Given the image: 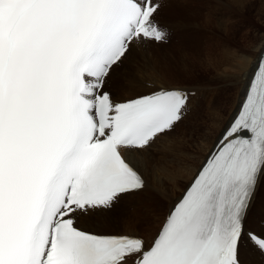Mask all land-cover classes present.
<instances>
[{"label":"snow or ice","instance_id":"6c2138e0","mask_svg":"<svg viewBox=\"0 0 264 264\" xmlns=\"http://www.w3.org/2000/svg\"><path fill=\"white\" fill-rule=\"evenodd\" d=\"M161 7L0 0V264H241L245 242L264 252V236L244 226L264 184V59L238 85L208 150L191 144V163L167 173L187 182L157 205L154 239L80 227L145 189L133 159L162 137L179 139L170 134L195 91L110 85L134 50L168 42Z\"/></svg>","mask_w":264,"mask_h":264},{"label":"rangeland","instance_id":"374dc122","mask_svg":"<svg viewBox=\"0 0 264 264\" xmlns=\"http://www.w3.org/2000/svg\"><path fill=\"white\" fill-rule=\"evenodd\" d=\"M165 2L166 0H163L162 6L165 5ZM229 2L234 7L243 6L244 9L241 12H237L232 6L229 8L223 5L218 9L209 6L206 11L205 0H193V5L187 6L188 8L184 10L190 12L192 9L193 11L190 16H186L188 12L175 14V16H178V20L184 21L185 28L176 29L173 24L179 21L165 15H157L156 20L162 22L163 26H167L166 28L170 31L169 43L149 45L146 49H143L144 52L141 55L133 52L130 59L125 61L124 66L121 69H117L116 74H114V79L110 81L112 88L118 93L135 95L146 91L145 84L152 82L159 85L162 81L166 86L183 89L203 87L206 83L216 85L218 81L222 83V78L228 71L225 64L244 56L243 53H238L239 55H237V53L232 52L234 49L233 42L243 43L245 41L243 38L246 37L248 21L257 20L264 23V0H229ZM262 31L264 32V29ZM248 41L249 39L246 40V46ZM221 57H226L227 62L219 64ZM132 63L133 67H130ZM207 63L210 64L208 65ZM207 68L209 71H206ZM124 71L131 75L133 80L127 79L125 81L127 83H124L121 89H119L116 82ZM157 74H159V79L157 78ZM222 91L223 88L220 87L215 90L219 94ZM234 91L235 89L232 91L230 101L233 98ZM197 98L198 96L195 98L194 95L192 104L190 105L192 110L196 105L195 99ZM217 99L222 101L221 96H218ZM201 102L204 101L202 100ZM202 109H204V103ZM200 116H203V114L198 110L196 116L182 121L181 125L177 128V132L170 134V136H180L182 133L180 130H182L183 126L186 123L194 122ZM162 143V139L156 142L157 146H161ZM153 149L155 147H151V150ZM257 194L256 210L260 213L261 219L258 216L259 213L256 214V210L248 212L249 216L247 215L246 217L245 227L249 230H253L254 223L260 224L261 221L264 222V184L258 187ZM122 202L121 209L118 208L119 210L114 209L110 211L116 219L118 218L116 224L119 219L120 223L115 224L110 230H105L104 233L119 235L125 231V222L139 224L137 222L143 221V218L152 220L154 212H156V215L162 214V212H157V205L165 204L158 195H153V193L147 190L146 192L135 194L130 200L125 199ZM257 216L258 219L256 218ZM139 232L146 234L141 229H139Z\"/></svg>","mask_w":264,"mask_h":264},{"label":"bare ground","instance_id":"6f19581e","mask_svg":"<svg viewBox=\"0 0 264 264\" xmlns=\"http://www.w3.org/2000/svg\"><path fill=\"white\" fill-rule=\"evenodd\" d=\"M205 2H206V6H205L206 11L209 6L218 9L223 5L229 8L230 6H232L233 8H235L237 12H241L244 9L243 6L234 7L233 5L230 4L229 0H205ZM177 3H179L178 4L179 6L177 5ZM189 5H193V0H186V2H176V0H166L165 5L160 8L157 15L160 14L165 15L179 21L173 24L176 29L185 28L186 25H184V21L181 19L178 20V16H175V14L188 12L186 16H190L193 11L192 9L190 12L188 10L184 11L186 8H188L187 6ZM263 29H264V23H262L261 21H257V20L248 21V29L246 30V37L243 38L245 41L243 43L233 42L234 51L232 50L233 53H243L244 56L236 60H233L230 63H226L227 62L226 57H221L219 59V64L226 63L225 65L226 68L228 69V71L222 78L223 80L222 83H220L218 80L215 79L216 81H218L216 85H212L211 83L210 84L206 83L207 85L205 84L203 87L185 88L196 91L195 98L196 96H198V98L195 99L196 105L194 107L192 106L193 110L191 107L189 108V112L185 120L191 117L193 118V116H196L198 110L201 111L203 116H200L197 120L194 119L195 120L194 122L186 123L183 126L182 130H180L182 133L179 136V139L167 140L162 137L161 139L163 140V143L161 146H157V144L155 143L152 145V148L155 147V149L151 150V148H149L145 153H143L142 160L133 159V163L137 164V166L140 168L144 176V179L146 181V185L144 189L145 192L147 190L153 193V195L154 194L158 195L165 202V204L169 200H173L177 197V195L179 194V187L187 182V175L178 174L176 177V183L173 184L171 182L170 176L167 173L175 172L181 167L191 163L183 155V153H189L193 151V149L190 147L191 144L200 141L196 150L198 155H203L208 150L211 139L215 136L216 133L219 132V124L223 120H226L232 111V106L235 102L236 90L238 85L241 82H243L245 75H248L250 77L254 73V69L256 68L259 58L261 57L262 52L264 51V32L262 31ZM247 39H249V41L246 46ZM143 52H144L143 49L142 50L137 49L134 51L135 54L138 53L137 55H141ZM130 67H133V63ZM206 71H209V69L207 68ZM127 79H129L130 81L133 80L131 75H129L127 72L124 71L121 74L119 80L116 82L117 88L121 89L123 84L127 83L125 82L127 81ZM156 86L159 85L156 84ZM219 87L223 88L221 94L215 92L216 88ZM234 89L235 91L233 94V98L230 101V97ZM218 96L222 97V101L218 99L216 100ZM193 97H191L189 103L190 105L192 104ZM202 100L204 102H201ZM203 103H204V109H202ZM204 136L208 138V143L202 141L201 138ZM130 159L132 158L130 157ZM164 169H166L167 171H164ZM165 189H168L167 193L165 192ZM144 191L140 193H143ZM257 192L255 194L254 200L248 212L257 209V204H256V200L258 199ZM133 196L134 195L129 196L127 200L132 199ZM122 204L123 202L121 201L116 206L115 209L117 210L121 209ZM154 213L156 214V212ZM258 213L259 212H257L256 210V214ZM158 216L160 217V220H162L163 213ZM258 216L261 219L260 213L258 214ZM258 216L256 217L257 219ZM117 220L118 218L116 219L113 213L102 212L99 214L98 219H88V218L83 219L81 221L80 227L86 230H93L104 233L105 230L107 229L110 230V228L115 226ZM142 220L143 221L141 222L136 221L139 224L125 222L124 224L125 231L123 229L124 232L122 234H129V233L139 234L140 236H144L142 238H144L146 241L154 239L160 228V220H155L154 216L152 220L147 218L146 219L143 218ZM118 222L120 223V219ZM263 225L264 222L261 221L260 224L254 223V226L252 227L253 230H249L246 227L245 229L252 231L259 236H264ZM139 229L143 230L146 234L139 232ZM240 260H241V264H264V253H262L258 248L254 247L250 243L245 242L242 247Z\"/></svg>","mask_w":264,"mask_h":264}]
</instances>
